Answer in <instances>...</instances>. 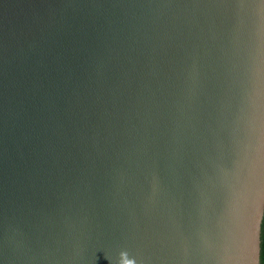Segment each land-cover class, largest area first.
I'll use <instances>...</instances> for the list:
<instances>
[{"label":"water","instance_id":"water-1","mask_svg":"<svg viewBox=\"0 0 264 264\" xmlns=\"http://www.w3.org/2000/svg\"><path fill=\"white\" fill-rule=\"evenodd\" d=\"M264 0H0V264H261Z\"/></svg>","mask_w":264,"mask_h":264},{"label":"snow or ice","instance_id":"snow-or-ice-1","mask_svg":"<svg viewBox=\"0 0 264 264\" xmlns=\"http://www.w3.org/2000/svg\"><path fill=\"white\" fill-rule=\"evenodd\" d=\"M258 240L264 241V214H262L261 217V225L258 232ZM261 264H264V261H262Z\"/></svg>","mask_w":264,"mask_h":264},{"label":"trees","instance_id":"trees-1","mask_svg":"<svg viewBox=\"0 0 264 264\" xmlns=\"http://www.w3.org/2000/svg\"><path fill=\"white\" fill-rule=\"evenodd\" d=\"M264 261V241H261V262Z\"/></svg>","mask_w":264,"mask_h":264}]
</instances>
